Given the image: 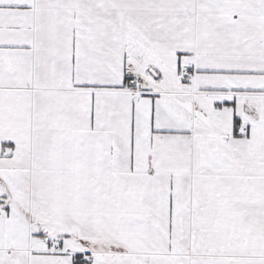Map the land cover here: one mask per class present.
Wrapping results in <instances>:
<instances>
[{"label": "crops", "instance_id": "obj_1", "mask_svg": "<svg viewBox=\"0 0 264 264\" xmlns=\"http://www.w3.org/2000/svg\"><path fill=\"white\" fill-rule=\"evenodd\" d=\"M76 260L264 264V0H0V264Z\"/></svg>", "mask_w": 264, "mask_h": 264}, {"label": "built area", "instance_id": "obj_2", "mask_svg": "<svg viewBox=\"0 0 264 264\" xmlns=\"http://www.w3.org/2000/svg\"><path fill=\"white\" fill-rule=\"evenodd\" d=\"M182 76L189 78L191 77V72L188 66H184L181 69ZM130 91L134 94H144L146 92L145 83L142 81L141 76L136 73H132L129 78ZM4 211H7L4 209ZM50 248L53 252H60V247L55 244H50Z\"/></svg>", "mask_w": 264, "mask_h": 264}, {"label": "trees", "instance_id": "obj_3", "mask_svg": "<svg viewBox=\"0 0 264 264\" xmlns=\"http://www.w3.org/2000/svg\"><path fill=\"white\" fill-rule=\"evenodd\" d=\"M81 243L88 248L90 251H96V250H107L110 252H120L121 248L117 245L112 244L111 242L104 240V239H84L79 238ZM109 256H104V259H107ZM110 258V257H109ZM76 263H86V262H80L76 260Z\"/></svg>", "mask_w": 264, "mask_h": 264}, {"label": "rangeland", "instance_id": "obj_4", "mask_svg": "<svg viewBox=\"0 0 264 264\" xmlns=\"http://www.w3.org/2000/svg\"><path fill=\"white\" fill-rule=\"evenodd\" d=\"M151 71V70H150ZM156 73L151 74L150 72L148 74H144V75H140L142 81L145 83V87L147 89H150V84H152L153 82H157L159 83V80L156 78L155 76ZM157 75V74H156ZM66 241V242H65ZM63 241V243H65V245L67 246V240Z\"/></svg>", "mask_w": 264, "mask_h": 264}]
</instances>
